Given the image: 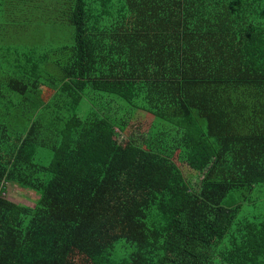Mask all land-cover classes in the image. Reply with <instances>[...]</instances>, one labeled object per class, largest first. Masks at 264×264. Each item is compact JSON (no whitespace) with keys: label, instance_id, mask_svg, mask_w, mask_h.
I'll use <instances>...</instances> for the list:
<instances>
[{"label":"trees","instance_id":"trees-1","mask_svg":"<svg viewBox=\"0 0 264 264\" xmlns=\"http://www.w3.org/2000/svg\"><path fill=\"white\" fill-rule=\"evenodd\" d=\"M0 264H264V0H0Z\"/></svg>","mask_w":264,"mask_h":264},{"label":"rangeland","instance_id":"rangeland-1","mask_svg":"<svg viewBox=\"0 0 264 264\" xmlns=\"http://www.w3.org/2000/svg\"><path fill=\"white\" fill-rule=\"evenodd\" d=\"M11 16H6L5 19L8 23L4 24L5 29H7V38L9 36V44L12 45H28L26 43L19 42H27L30 38L36 37L35 35L40 34L43 31L48 29V21L43 18V15L38 16L36 19L32 21H24L20 14H16V10H14ZM18 20L22 24H18ZM30 44V42H29ZM83 105L84 102H83ZM18 188H10L6 195L15 201L22 202L25 204H29L32 206L34 202V198L36 196L35 192L32 190H17ZM22 190V191H21ZM26 194V195H25Z\"/></svg>","mask_w":264,"mask_h":264},{"label":"crops","instance_id":"crops-1","mask_svg":"<svg viewBox=\"0 0 264 264\" xmlns=\"http://www.w3.org/2000/svg\"><path fill=\"white\" fill-rule=\"evenodd\" d=\"M20 189L24 190V188H20ZM22 190H21V191H22ZM25 190H26V189H25Z\"/></svg>","mask_w":264,"mask_h":264}]
</instances>
